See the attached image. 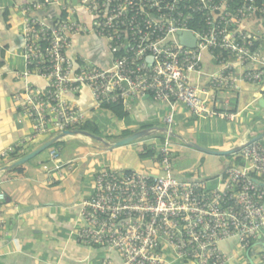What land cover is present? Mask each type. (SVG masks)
<instances>
[{"label":"built area","instance_id":"obj_1","mask_svg":"<svg viewBox=\"0 0 264 264\" xmlns=\"http://www.w3.org/2000/svg\"><path fill=\"white\" fill-rule=\"evenodd\" d=\"M50 5L60 11L50 24L30 15ZM22 10L25 70L17 76L25 83L14 101L31 121L28 139L53 137L88 120L66 97L81 86L96 107L120 103L126 110L129 101L148 96L172 109L183 105L197 117L227 120L235 114L216 107L218 91L236 90L241 80L264 90V0H31ZM87 34L105 41L107 65L69 54L72 38ZM203 53L216 70L200 86L193 78L203 74ZM30 75L46 86L29 83ZM165 122L150 148L157 171L99 168L78 208L74 237L115 253L120 264H227L231 257L221 241L234 239L240 252L247 251L264 228V145L243 144L240 162L210 187L200 176L174 174L172 116ZM19 146L20 152L22 143L2 149L0 159ZM49 159L59 162L56 147ZM5 199L0 191V205ZM103 264L115 263L106 258ZM257 264H264V249Z\"/></svg>","mask_w":264,"mask_h":264},{"label":"crops","instance_id":"obj_2","mask_svg":"<svg viewBox=\"0 0 264 264\" xmlns=\"http://www.w3.org/2000/svg\"><path fill=\"white\" fill-rule=\"evenodd\" d=\"M24 3L25 0H0V151L11 144L23 145L17 156L0 159V168L37 147L44 138L38 136L28 139L33 131L31 121L17 109L14 101V95L21 91L25 83L24 79L17 76V73L25 70L22 55ZM59 14V8L54 5L30 11L31 16L47 24L55 21ZM69 54L107 65L105 41L93 34L74 36ZM201 64L203 74L195 76L193 82L204 86L208 81L207 74L216 70V65L207 53L201 55ZM27 81L37 87L46 86L45 79L37 75H30ZM66 97L87 112L88 120L108 132L107 136L111 138L101 136L106 140L121 138L125 132L130 134L145 129L144 126H149L155 132L110 151H99L97 146L85 139L86 136H68L66 140L69 144L64 150L65 142L62 143L59 162L56 164L49 159L50 148L55 147L52 145L46 149L48 162L38 160L33 163L29 160L15 166L17 169L12 167L1 170L0 191L6 199L0 205V264H103L106 258L120 264L115 253L76 241L74 229L78 222V208L90 196L94 174L103 166L120 168L118 170L140 169L147 173L157 171L153 156L140 155L157 145L161 137L155 135L161 133L163 136L160 130L167 127V116H172V154L185 149V146L192 148L198 154L194 163L207 171H200L198 176L210 187L220 185L222 173L227 166L240 162L237 160L239 151L228 155H213L192 147V144L214 150H228L264 131V90L260 84L245 80L238 83L236 90L216 93V107L233 112V120L217 116L197 117L183 105L178 104L172 109L150 97L129 101L127 116L118 119L108 110L96 107L85 86H81L76 94ZM261 140L264 137L258 141ZM115 149L116 153H113ZM144 159L153 163L148 169L142 163ZM45 163L49 169L42 167ZM183 166L185 168L174 172L177 177H195L191 172L192 166L188 163ZM220 247L231 257L227 264H250L251 261L257 264V255L264 249V228L247 251L240 252L234 239L221 241Z\"/></svg>","mask_w":264,"mask_h":264},{"label":"water","instance_id":"obj_3","mask_svg":"<svg viewBox=\"0 0 264 264\" xmlns=\"http://www.w3.org/2000/svg\"><path fill=\"white\" fill-rule=\"evenodd\" d=\"M182 38L184 40V38H186V37H182ZM186 39H189V38L187 37ZM191 44H192V42H191ZM147 97L148 96H145L144 98H147ZM162 131L163 130L161 129L160 132H162ZM154 132H155L154 129L145 128V129H141V130L135 131L133 133H130L128 135H125L121 138L114 139L112 141H108L101 136L94 135V134L87 132L85 130H81V129L64 130L61 134H58L56 136L44 137L43 140L41 141V143L37 147H35L34 149L25 153L24 155H22L21 157H19L15 161H13L11 164L4 165L3 167L0 168V171L5 170V169H9V168H12L15 166H19V165L29 161L30 159L34 158L36 155L40 154L45 149L54 145L57 141H59L64 136H77V135L86 136V137H88L94 141H98V142L102 143L103 149L106 151H110L114 148L124 146V145L130 144V143H133L137 140H140L144 137L150 136ZM263 137H264V131L261 132L260 134L256 135L255 137L251 138L246 143L258 141V140L262 139ZM192 146L203 151V152L209 153V154L228 155V154H233V153L238 152L240 150V148L243 146V144L238 146V147L228 149V150H214V149L201 147V146H198L195 144H192ZM250 264H254V263L251 261Z\"/></svg>","mask_w":264,"mask_h":264},{"label":"rangeland","instance_id":"obj_4","mask_svg":"<svg viewBox=\"0 0 264 264\" xmlns=\"http://www.w3.org/2000/svg\"><path fill=\"white\" fill-rule=\"evenodd\" d=\"M222 119V118H221ZM223 120V119H222ZM76 129H79L78 127L76 128ZM99 129V128H98ZM99 131H100V133H101V135L103 136V137H110V136H107V135H109L108 134V132H106V130H101V129H99ZM70 138L71 137H74V136H69ZM68 136H64L63 138H61L59 141H62L63 143H64V150L67 148V146H68V144L69 143H67L68 141L66 140L67 138H69ZM111 138V137H110ZM85 139H87V140H89V141H91V143L93 144V145H95V146H97L98 147V150L99 151H101L102 149H103V145H102V143H100V142H98V141H94V140H92V139H90V138H85ZM146 139V138H145ZM110 140V139H109ZM108 140V141H109ZM136 142V141H135ZM260 143L261 144H263L264 145V140H261L260 141ZM70 144H73V143H71L70 142ZM186 148L185 149H181V150H177L175 153H173L172 154V163H173V169H174V172H176V170L178 171V170H182L183 168H185L184 166H183V164L185 165V164H187L188 163V165H190V166H192V173H194V175L195 176H198V174L200 173V171L201 172H203V171H205V172H207L206 170H203V168L201 167V166H199V167H197L196 166V164L194 163L195 161H196V158H197V153H195V151L194 150H192V148H190V147H188V146H185ZM193 147V146H192ZM134 152H135V150H133L132 151V153L134 154ZM47 150L45 149V151H42L40 154H38V155H36L34 158H32V159H30L31 160V162H33V163H37V161L38 160H43V161H45V162H48L49 161V159H48V156H47ZM113 153H116V149L113 151ZM173 156H174V161H173ZM142 163H144V164H146V169H148L149 168V165L150 164H153L152 162H150L149 160H147V159H144V160H142ZM200 163V162H199ZM198 163V164H199ZM197 164V165H198ZM228 167V166H227ZM226 167V168H227ZM111 168V167H110ZM118 169H120V168H118ZM138 170H140V169H138ZM203 170V171H202ZM225 170V169H224ZM224 172V171H223ZM204 173V172H203ZM187 177H189V176H187Z\"/></svg>","mask_w":264,"mask_h":264},{"label":"trees","instance_id":"obj_5","mask_svg":"<svg viewBox=\"0 0 264 264\" xmlns=\"http://www.w3.org/2000/svg\"><path fill=\"white\" fill-rule=\"evenodd\" d=\"M31 0H25V2H30ZM64 17H66V15H63ZM102 109L108 110L111 114H113L116 118L118 119H122L125 118L127 116V111L124 109L122 104H104L101 106ZM79 129L81 130H85L87 132H90L94 135L97 136H102L98 127L91 122L90 120H86L84 123H82L81 125L78 126ZM143 128H149V126H144ZM129 134V132H125L124 133ZM157 134V133H156ZM156 137H162L161 133H158L157 135H155ZM108 138V137H107ZM62 141H57L53 146H55L58 150L60 149L61 145H62ZM21 146H19V148L16 149L15 152H13L10 156L15 157L17 156L20 152ZM154 154V151L152 149H147L144 153H141V157H147V156H152ZM238 160V158H237ZM18 167H14L13 169H17Z\"/></svg>","mask_w":264,"mask_h":264}]
</instances>
